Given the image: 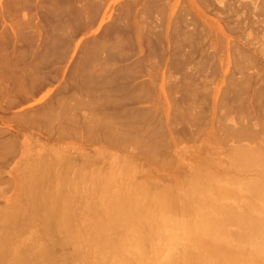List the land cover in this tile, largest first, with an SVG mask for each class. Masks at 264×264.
Instances as JSON below:
<instances>
[{
    "label": "rangeland",
    "instance_id": "1",
    "mask_svg": "<svg viewBox=\"0 0 264 264\" xmlns=\"http://www.w3.org/2000/svg\"><path fill=\"white\" fill-rule=\"evenodd\" d=\"M118 33L122 37L121 41L116 37ZM263 86L264 0H0V239H6V242L0 243V246L4 244L3 248L0 247L3 251L0 264H23L26 260L27 264H63L68 257L66 264H77L79 260L78 264L86 261L85 264H121L123 259H133L135 264H159L172 253L173 247L175 264H207L210 260L214 261L215 253L208 254L206 250L197 247L198 243L188 241L181 225L190 221L191 226H196L194 224L198 223L201 210L209 214V217L213 214L214 217H221L224 205L235 207L237 213L251 203L257 206V211L264 210V201L254 199L253 203L247 198L249 192L246 185L262 178L263 173L256 166H240L235 161L237 152H234L245 147L253 153L261 151V155H257L262 157L263 162ZM138 88H141L140 91ZM117 98L119 100H115ZM38 155L41 161L44 158H48V161L41 162ZM49 161L53 165L57 163L56 167L52 168ZM34 162L36 165L47 164L46 167L51 165V171H48L51 173L47 176L52 174L54 177L50 176L52 180L47 177L50 182L46 183L42 180L44 177H39L43 169L41 166L40 171L36 166L37 175L33 173L42 183L45 182L43 185L46 187L43 188L48 186L46 190H50L47 191L49 196H53L51 192L57 193L60 190L56 188L59 185L65 190L63 193H71L69 197V193L63 196L58 193L61 198L65 195L69 198V206L66 204L68 207L65 208L71 209L73 206L71 210L63 209V202L67 203L66 197L65 201H59L63 207L58 203L61 213L67 210L69 218L73 216V221L67 224L69 227L73 222V228L70 226L66 229L65 226L67 233L60 230L64 225L60 228L56 226L59 224L57 220L54 229L51 227L55 233L51 237L49 226L55 221L48 226L41 217L43 211L36 209L39 197L35 196L43 195L46 191L41 188L43 192L36 191L38 194H35L37 187L31 189L36 202L30 195L31 191H28L30 181L27 176L30 170L34 172L30 169ZM87 174L90 175L91 183H88ZM202 174H210L214 181L206 182L208 185L210 183L209 188L203 184L199 190H192L196 187L194 183L203 179ZM106 180L112 187L110 192H113L114 197L117 193V196H128L136 192L134 189L144 185L142 188L148 189V192L155 190L156 194H165L166 197L170 196L169 200L173 198L177 201L174 203L176 211L172 201L169 202L166 197L163 204V200L159 199L160 203L156 201L159 195L155 196V192L152 194L154 197L151 193L149 196L142 192L146 197L141 195L139 201L146 198L141 202L146 210L144 208L142 213L141 209L137 214L142 220L139 225L136 221L135 224L129 222L133 225H130L133 233L123 221L119 225L125 229V224L130 236L127 229L118 226L115 228L118 231L122 229L127 235L123 233L122 236L123 231L118 233L114 227L107 230L104 227L108 223L105 212L107 208L102 211L104 206L107 207L104 200L107 197L101 198L104 194H99ZM97 182H102L103 186L100 184L97 188ZM82 184H86L84 189ZM77 188L81 191L78 192ZM85 188L89 189L85 191L86 194L83 193ZM93 189H100V192ZM141 190L136 192L137 197ZM48 195L46 197L50 199ZM148 196L150 201H147ZM189 202L190 206L187 207L185 204ZM165 206L170 210L173 206L174 211ZM185 206L193 212L188 211L192 213L191 217L187 214L188 209H184ZM69 211L73 215L70 216ZM101 211L106 220L99 218ZM8 214L14 220L13 230L7 223L11 219L6 221ZM148 220H151L149 222L154 227L158 226L156 230L150 228L152 223L148 226ZM102 221L106 222L105 225ZM99 223L104 225V228L99 225L102 231L97 226ZM70 228L74 232L78 231V235L72 233ZM149 228L155 230L154 235L152 231L149 232ZM96 229H99L98 232ZM238 229L236 222L227 221L224 238L228 241L239 240L240 237L232 235ZM105 230L108 232L100 236ZM117 233L120 235L116 236ZM150 233L152 238L148 236ZM72 235L75 238L77 236L76 240L82 245L78 242V246L74 245V238H69ZM155 235L160 236L161 240H156ZM64 237L72 240L73 245ZM143 237L149 241L154 237L156 241H150L152 248L148 246L149 241L146 243L147 238ZM254 237L257 243L264 245V234ZM143 239L146 240L145 245H142ZM62 240L68 243L63 244ZM205 241L211 240L208 238ZM103 242L106 244H101ZM113 242H116V246ZM85 243L87 245L83 246ZM74 246L81 247L76 249ZM145 247H149V250ZM123 248L131 252L127 253ZM45 250L51 254H46ZM77 250L81 253H78L79 257L76 255L79 252ZM39 251L44 253L39 254ZM84 254L90 256L89 260L84 258ZM258 263L264 264L263 261Z\"/></svg>",
    "mask_w": 264,
    "mask_h": 264
},
{
    "label": "bare ground",
    "instance_id": "2",
    "mask_svg": "<svg viewBox=\"0 0 264 264\" xmlns=\"http://www.w3.org/2000/svg\"><path fill=\"white\" fill-rule=\"evenodd\" d=\"M252 22V21H251ZM252 24V23H251ZM237 27H239V26H237ZM240 29V28H239ZM129 30V29H128ZM241 30V29H240ZM121 32V31H120ZM129 32H130V30H129ZM136 33H138V32H136ZM143 33V32H142ZM120 33H118V35H119ZM127 34V33H126ZM135 34V33H134ZM118 35H116V37L118 38V39H120V41H121V39H122V37H121V35H119V37H121V38H119L118 37ZM150 35V34H149ZM129 36V35H128ZM151 37H152V35H151ZM130 38V37H129ZM139 38V37H138ZM145 38V37H144ZM133 39V38H132ZM150 39H152V38H150ZM117 40V39H116ZM119 41V40H118ZM120 41H119V43H120ZM125 41V40H124ZM127 41V40H126ZM137 41H138V39H137ZM117 42V41H116ZM140 42V41H139ZM118 43V44H119ZM147 43V42H146ZM148 45V44H147ZM153 45V44H152ZM158 49V48H157ZM162 49V48H161ZM151 50V49H150ZM148 51V50H147ZM153 51V50H152ZM159 51V50H158ZM241 51V50H240ZM151 54V53H150ZM243 54V53H242ZM181 55V54H180ZM156 56V55H155ZM163 56V55H162ZM246 58H247V56H246ZM244 59H245V57H244ZM177 61V60H176ZM248 61V60H247ZM148 62H149V59H148ZM151 62V61H150ZM186 62V61H185ZM247 63V62H246ZM140 64V63H139ZM149 64V63H148ZM152 64V63H151ZM243 64V63H242ZM142 65V64H141ZM178 65V64H177ZM151 66V65H150ZM237 66V65H236ZM243 66V65H242ZM238 67V66H237ZM240 69V68H239ZM248 69V68H247ZM137 70V69H136ZM147 70V69H146ZM145 70V71H146ZM241 70V69H240ZM139 72V71H138ZM240 72V71H239ZM242 72V71H241ZM120 73V72H119ZM134 73V72H133ZM233 74V73H232ZM122 75V74H121ZM129 75V74H128ZM134 75H135V73H134ZM243 75V74H242ZM246 75V74H245ZM125 77V76H124ZM128 77V76H127ZM134 77V76H133ZM231 78H232V75H231ZM116 79V78H115ZM128 79V78H127ZM234 79V78H233ZM238 84V83H237ZM240 84H242V83H240ZM239 84V85H240ZM248 84V83H247ZM134 85V84H133ZM133 85H132V87H133ZM151 86V85H150ZM131 87V88H132ZM264 87V86H263ZM88 88H89V86H88ZM92 88H94V86H92ZM92 88H91V90H92ZM128 88V87H127ZM137 88V87H136ZM238 88V87H237ZM109 89V88H108ZM139 89H141V88H138V90ZM235 89V88H234ZM238 89H240V87L238 88ZM90 90V91H91ZM137 90V89H136ZM95 91V90H94ZM140 91V90H139ZM232 91V90H231ZM237 91V90H236ZM240 91V90H239ZM261 92H263V91H261ZM139 93V92H138ZM237 95V94H236ZM240 95V94H239ZM257 95V94H256ZM109 96V95H108ZM138 96V95H137ZM245 96H246V94H245ZM249 96V95H248ZM247 96V97H248ZM263 96V95H262ZM257 97V96H256ZM258 97H259V95H258ZM110 98H114V97H110ZM136 98V97H135ZM109 100V99H108ZM112 100V99H111ZM111 100H109V101H111ZM115 100H119L118 98L117 99H115ZM130 100H131V98H130ZM108 101V102H109ZM124 101V100H123ZM246 101V100H245ZM256 101H257V99H256ZM113 102H115L114 100H113ZM258 102V101H257ZM260 102H262V101H260ZM105 104H106V102H104ZM110 103V102H109ZM248 103V102H247ZM118 104H119V102H118ZM241 104V103H240ZM259 106H262V105H260L259 103H257ZM107 105V104H106ZM253 105V104H252ZM264 105V104H263ZM109 106V105H108ZM114 106V105H113ZM255 106V105H254ZM257 106V105H256ZM251 107V106H250ZM264 107V106H263ZM262 108V107H261ZM258 109V108H257ZM258 110H261V109H258ZM244 111V110H243ZM245 112V111H244ZM249 112V111H248ZM264 112V111H263ZM262 112V113H263ZM259 114V113H258ZM264 120V119H263ZM264 123V122H263ZM108 124V123H107ZM221 124V123H220ZM106 127L108 126V125H105ZM246 126V125H245ZM247 129V128H246ZM109 130H110V128H109ZM112 130V129H111ZM247 131V130H246ZM112 132V131H111ZM242 132V131H241ZM113 136V135H112ZM116 136V135H115ZM238 137V136H237ZM114 138V137H113ZM128 139V138H127ZM132 139V138H131ZM125 141V140H124ZM132 141H134V139H132ZM136 142V141H135ZM141 143V142H140ZM136 144H137V142H136ZM149 145V144H148ZM144 146V145H143ZM245 146V145H244ZM243 145H242V147H244ZM239 147V146H238ZM241 147V146H240ZM234 148V147H233ZM232 148V149H233ZM235 148H237L236 146H235ZM246 148V147H245ZM245 148H242V149H238L237 151H234L235 153L237 152V156H235V161L237 162L238 161V163L240 164V166H248V168L249 167H255V168H258L262 173H263V177L262 178H259V179H257V180H252L250 183H248V184H246L247 185V191L249 192V196H247V198H250V200L252 201V200H254V199H256V200H259V201H264V158H263V162H261L262 161V157H260L259 155H261V151L260 152H256V153H253L252 151H250V150H247V149H245ZM147 149V148H146ZM248 149H249V147H248ZM255 149H257V148H255ZM260 149V148H259ZM152 150H153V148H152ZM151 150V151H152ZM235 150V149H234ZM143 151H144V149H143ZM147 151V150H146ZM150 151V150H149ZM263 153H264V151H262ZM55 153V152H54ZM146 153V152H145ZM148 153V152H147ZM257 153L259 154V155H257ZM149 154H151V153H149ZM263 155V154H262ZM39 156V155H38ZM57 157H58V154H57ZM60 157V156H59ZM32 158V157H31ZM42 159V158H41ZM41 159H40V156L38 157V160H40L41 161ZM47 160H45V158L43 159L44 161H48V158H46ZM49 159H51V156L49 157ZM31 160V159H30ZM37 160V161H38ZM42 160V161H43ZM53 160V159H52ZM41 161V162H42ZM51 161V160H50ZM49 161V163H51ZM56 161H57V159H56ZM36 162V161H35ZM34 162V163H35ZM39 163V162H38ZM46 163H48V162H46ZM55 163V162H54ZM57 163H55V165H56ZM34 166V168H32L33 166ZM32 165H30V166H32V167H30V169H32L34 172H32L31 170H30V172L33 174V173H37L38 174V170L40 171L41 170V168H43L42 169V173L40 172L38 175H39V177L40 178H45V176H46V178L49 176H47V174H50V173H48V171H51V169H50V166L53 168V166L54 167H56L55 165H53V163H51V165L47 168L46 167V165L47 164H44L43 165V163H42V165H40V163H39V165H36V163L35 164H32ZM236 165H237V163H236ZM39 168H37V167ZM40 166H41V168H40ZM44 166V167H43ZM242 166V167H243ZM47 168V170H46V168ZM44 168H45V170H44ZM214 168V167H213ZM35 169H38V170H35ZM49 169V170H48ZM198 169H200V168H198ZM57 170V169H56ZM206 170V169H205ZM216 170V169H215ZM26 171V170H25ZM37 171V172H36ZM53 171V170H52ZM203 171V170H202ZM209 171V170H208ZM247 171V170H246ZM245 171V172H246ZM30 172H28V175L30 176V175H32ZM54 172H55V170H54ZM57 172V171H56ZM58 172H60V171H58ZM63 172H64V170H63ZM199 172V171H198ZM237 172V171H236ZM259 172V171H258ZM30 173V174H29ZM210 173H211V171H210ZM257 173V172H256ZM35 174H33L31 177H29V176H27L29 179V181H30V183H29V181H28V185L27 186H29V188H28V191H29V193H30V191H31V193H33L32 192V190L31 189H33V188H36L37 187V189L39 188V190L42 188V189H44L46 192H43V190L41 189L40 191L39 190H37V189H35V194H38V193H36V191L37 192H39V193H42L43 192V195H45V196H43L42 194H39V195H36L35 196V198L38 196L39 198H37V202L35 201L36 199L35 198H33L34 196L33 195H35L34 193L33 194H31L30 193V195H31V197L33 198V200L36 202V205H37V207H36V209L38 210V211H40V210H42L43 211V215L41 216L43 219H44V221L46 222V224H48V226H49V224L51 225V223L52 222H54L51 226H49L50 227V229H51V227H52V229H54L53 228V225L56 223V221L58 220L59 221V224H56V226H58L59 228H60V226L61 225H64V226H61V229L60 230H63V231H65V233H67V231L65 230V226L67 227L68 225L67 224H69V222L72 220L73 221V216L72 217H70V218H72V219H70L69 218V216H68V213H67V210H71L72 208H73V206H71L72 208L71 209H67V208H65L67 205H68V203H69V198H67V196L65 195L64 196V198L62 197L61 198V195L63 196L64 195V193L66 194L67 193V191L66 192H62V191H65V190H63L62 188H61V186L59 185V187H56V188H58V189H60L59 191H61V192H59V191H57V193L55 192H51V193H53L52 195L53 196H51V198L50 199H48L47 197H46V195H48V193H47V191H50V190H46V189H48V186H47V188L45 189V188H43V183L45 184V182L47 183V182H50V180H52L51 179V177L50 176H52V177H54L52 174L49 176V178H50V180H48L49 178H43L42 180L44 181L45 180V182H41L40 181V178H38L37 176H34ZM36 174V175H37ZM40 174H42L43 176H41ZM44 174H46V175H44ZM56 174V173H55ZM60 174H62V173H60ZM59 174V175H60ZM78 174V173H77ZM197 174V173H196ZM195 174V175H196ZM200 174V173H199ZM203 174H205V173H203ZM202 174V175H203ZM239 174V173H238ZM79 175V174H78ZM81 175V174H80ZM83 175V174H82ZM88 176V178L90 177V175L89 174H87ZM201 175V176H202ZM214 175V174H213ZM216 175H218V174H216ZM248 175V174H247ZM256 175V174H255ZM255 175H253V176H255ZM71 176V175H70ZM85 176V175H84ZM95 176V175H94ZM94 176H92V178L94 177ZM205 176V177H204ZM215 176V175H214ZM218 176H220V174L218 175ZM233 176V175H232ZM86 177V176H85ZM200 177V176H199ZM251 177H252V174H251ZM256 177H261V176H256ZM26 178V177H25ZM59 178V177H58ZM87 178V179H88ZM104 178V177H103ZM102 178V179H103ZM202 178V177H201ZM222 178V177H221ZM221 178H219V179H221ZM68 179V178H67ZM83 179V178H82ZM96 179V178H95ZM100 179V178H99ZM105 179V178H104ZM107 179V178H106ZM197 179H199V178H196V180ZM233 179V178H232ZM231 179V180H232ZM22 180V179H21ZM54 180H55V178H54ZM53 180V182H55ZM69 180V179H68ZM79 180V179H78ZM89 180V182L88 183H91V180H90V178L88 179ZM98 180V179H97ZM108 181L110 180V179H107ZM106 180V183L108 182ZM210 180L212 181H214V179H211V176H210V174L209 175H203V179L202 180H197L196 181V183H194V184H196V187L194 188V189H192V190H199L202 186H203V184H205L206 185V187H207V185H208V183H206V182H210ZM229 180V182H231L230 181V179H228ZM42 183V186H40L41 185V183ZM56 181L58 182V180L56 179ZM62 180L60 179V182H61ZM67 181V180H66ZM65 181V182H66ZM84 181V180H83ZM101 181V180H100ZM104 181V180H103ZM194 181V180H193ZM25 183H27L26 182V179H25V181H24ZM39 184H38V183ZM52 182V183H53ZM65 182H63V183H65ZM80 182V181H79ZM82 182V181H81ZM94 182V181H93ZM98 182H99V180H98ZM95 183V185L96 184H98V187L97 188H99V185L102 183V182H100V183ZM113 182V181H112ZM205 182V183H204ZM236 182V181H235ZM235 182H234V184H235ZM62 183V182H61ZM60 183V184H61ZM68 183V182H67ZM67 183H65V184H67ZM83 183V182H82ZM106 183H103V184H105L106 185ZM115 182H113V184H114ZM129 183V182H128ZM233 183V182H232ZM38 184V185H37ZM54 184V183H53ZM79 184V183H78ZM93 184V183H92ZM103 184H101V186H103ZM193 184V185H194ZM231 184V183H230ZM47 185V184H46ZM57 185H58V183H57ZM69 185H72V184H69ZM77 185V184H76ZM95 185L93 186V185H91L90 184V186L92 187H95ZM104 185V186H105ZM107 185H108V183H107ZM107 185L104 187H102V189H103V191H107V192H109L110 194V196L109 195H107L108 193L107 192H103L102 191V189H101V193H99L100 192V189L98 190V191H95L94 189V191L95 192H97V193H99V194H104L105 195V193H106V196H104V195H102L101 196V198H104V197H107V198H104V200L106 201V204H107V207L106 206H104L105 208H104V210H102L103 212L105 211V209L107 208V210L105 211L106 212V219H107V221L106 222H108L107 224L109 225V226H106L105 225V223H104V221H102V223H104V227H106L105 229H107L108 230V228L110 227H116V226H118L119 228L121 227L122 228V226H120V225H122L123 223H127V226L130 228L129 230L131 231L132 229H133V227H131V226H133V225H131V224H129V222H132V223H134L135 221H136V223L138 222V224L137 225H139V222H142V220H140V218L138 217V215H139V213H140V210L142 211V213H143V209L145 208L144 206L145 205H141V202L143 201H145L146 200V198H144L143 200L141 199V202L139 201L140 200V198H141V195L143 196V194L144 193H146L147 195L149 194V193H151V195L152 194H154V192H155V190L153 191V192H151V191H149L148 192V189L147 190H145V188H142V187H144V185L142 186V187H139V189H134V190H136V192H138V190H140V189H144V191H142L141 190V192L139 193V195L140 196H138L137 197V193L136 192H134V190H133V188H132V191L134 192V193H136V195L134 194V193H131V194H129V193H127V194H129V195H131V196H125L124 194H123V196L121 195V196H117V195H119L118 193L117 194H115V197H114V194H113V192L111 193L110 192V185H108L109 187H107ZM111 185H112V183H111ZM209 185H210V183H209ZM209 185H208V188H209ZM26 186V185H25ZM26 186V187H27ZM53 186H55V185H53ZM85 187H86V184L84 185ZM84 186H83V184H82V187H83V189H84ZM97 186V185H96ZM137 186V185H136ZM136 186H135V188H136ZM139 186H141L140 184H139ZM150 186V185H149ZM148 186V187H149ZM186 186V185H185ZM192 186V185H191ZM44 187H46V186H44ZM62 187H66V186H62ZM76 187V186H75ZM80 187H81V185H80ZM80 187H78V188H80ZM127 187H129V185H127ZM130 187H131V185H130ZM187 187V186H186ZM55 187H54V191H56L55 189H56ZM67 188V187H66ZM72 188V187H71ZM78 188H77V190H78ZM109 188V190H107ZM112 188V187H111ZM123 188V187H122ZM138 188V187H137ZM152 188V187H151ZM188 188V187H187ZM204 188V187H203ZM207 188V189H208ZM25 189V188H24ZM52 189V188H51ZM57 189V190H58ZM92 189V188H91ZM150 189V188H149ZM157 189V188H156ZM190 189V188H189ZM243 189H245V188H243ZM27 190V189H26ZM34 190V189H33ZM68 190V189H67ZM74 191H75V188L73 189ZM72 190V191H73ZM80 190V189H79ZM79 190H78V192H79ZM89 190V189H88ZM88 190H86V188H85V190H84V194H86V192L88 191ZM123 190V192L125 191V189H122ZM150 190H152V189H150ZM202 190H204V189H202ZM42 191V192H41ZM70 191V190H69ZM71 191V192H72ZM74 191H73V193H74ZM81 191V190H80ZM86 191V192H85ZM114 191V190H113ZM127 191H131V189L129 190V189H127ZM131 191V192H132ZM148 193H147V192ZM161 191V190H160ZM26 192V191H25ZM81 192V193H82ZM91 192H92V190H91ZM90 192V193H91ZM122 192V191H121ZM120 191H119V193H121ZM142 192H144V193H142ZM167 192V191H166ZM174 192V191H173ZM187 192V191H186ZM188 192H189V190H188ZM191 192V191H190ZM199 192V191H198ZM27 193V192H26ZM50 192H49V194H51ZM58 193H62L61 195L60 194H58ZM69 193V192H68ZM67 193V194H68ZM72 193V194H73ZM90 193H89V196H90ZM93 193V192H92ZM96 193V194H97ZM115 193V192H114ZM124 193H126V191L124 192ZM157 192H155V194H156ZM194 193H196V192H194ZM55 194H57L56 196H54ZM71 193H69L68 194V197H69V195H70ZM78 194H80V193H78ZM126 194V195H127ZM28 195V194H27ZM29 195V196H30ZM43 196V197H41V196ZM60 195V197H58V198H53V197H57V196H59ZM80 195H82V194H80ZM79 195V196H80ZM94 195V194H93ZM112 195H113V197H112ZM135 195V196H134ZM150 194H149V196H151ZM157 195H159V197H157V199H156V197L154 198V199H156V201L157 200H163L164 202H163V204L165 203V199L167 198L168 200H169V198H170V196L169 195H167V196H169V197H166L165 196V194L163 195V194H156L155 196H157ZM163 195V196H162ZM49 196V195H48ZM49 196V197H50ZM71 196V195H70ZM75 196H76V194H75ZM84 196V195H83ZM82 196V198L84 199L85 197H83ZM149 196L147 197L148 199H149ZM163 197V198H161V197ZM31 197H29V198H31ZM46 197V198H45ZM65 197H66V199H67V203H65L66 201H65ZM72 197H74V194H73V196ZM93 197V196H92ZM94 197H96V196H94ZM143 197H146L145 196V194H144V196ZM152 197H154V195H152ZM151 197V199H153ZM164 197H166L165 199H164ZM173 196H171V198H172ZM190 197V196H189ZM239 197V196H238ZM31 198V199H32ZM42 198V199H41ZM100 198V199H101ZM195 198H197V197H195ZM195 198H193V200L195 199ZM206 198V197H205ZM31 199H29V200H31ZM38 199H39V201H38ZM48 199V200H47ZM63 199V201H65V202H63L64 204H65V206L63 207L62 206V204L63 203H60L61 202V200ZM76 199H77V197H76ZM95 199V198H94ZM153 199V200H154ZM190 199V198H189ZM188 199V200H189ZM41 200V201H40ZM43 200V201H42ZM71 200V199H70ZM73 200V199H72ZM77 200H79V197H78V199ZM99 199H98V197H97V201H98ZM102 200V199H101ZM152 200V201H153ZM160 200H159V203H160ZM168 200H167V202H168ZM171 200V199H170ZM169 200V202H171L172 201V204H173V208H175V206H176V204H174V203H177V201H174L173 200V198H172V200L170 201ZM176 200V199H175ZM191 200V199H190ZM32 201V200H31ZM60 201V202H59ZM76 201V200H75ZM84 201H86L85 199H84ZM89 201V200H88ZM87 201V202H88ZM91 201V200H90ZM89 201V202H90ZM147 201H150V199L149 200H147ZM174 201V202H173ZM195 201H196V199H195ZM99 202V201H98ZM205 202H207V201H205ZM253 202V201H252ZM58 203H60L61 204V206L63 207V209H67L66 210V213H65V210H62V213L59 211L60 210V208H59V206L60 205H58ZM83 203V202H82ZM102 203V202H101ZM147 203V202H146ZM162 203V202H161ZM203 203H204V201H203ZM254 203V202H253ZM32 204H33V202H32ZM40 204V205H39ZM67 204V205H66ZM72 205H73V203H71ZM74 204H76V203H74ZM90 204V203H89ZM95 204V203H94ZM105 203H103V205H104ZM105 204V205H106ZM142 204H144V203H142ZM162 204V205H163ZM171 204V205H172ZM190 202L189 203H187V204H185V205H187V207H189L190 205ZM206 204V203H205ZM85 205V204H84ZM97 205H98V203H97ZM169 205V204H168ZM170 205V206H171ZM69 206V205H68ZM67 206V207H68ZM80 206H81V204H80ZM86 206V205H85ZM93 206H95V205H93ZM146 206H148V204L146 205ZM164 206V205H163ZM35 206H33V208H34ZM61 207V208H62ZM98 206H96V208H97ZM143 207V208H142ZM172 207H171V210L169 209V207L167 206H165V208H168V210H170V211H172L173 209H172ZM177 207V206H176ZM30 208V207H29ZM74 208H75V206H74ZM87 208V207H86ZM91 208H93L92 206H91ZM95 208V209H96ZM99 208V207H98ZM151 208V207H150ZM242 208H244V206L242 207ZM257 206L255 205V204H248L245 208H244V210L242 211V212H240V213H237V211H236V208L234 207L233 208V206H223V209H222V212H221V217H214V214L213 215H211L210 217H209V214H207V213H203L202 212V210H201V214H200V219H199V221H198V223L196 222L194 225H196V226H191V222L189 221V222H186L185 224H182L181 225V230L183 231V232H185L186 233V236H188V241H190V242H192V241H194V242H196V243H198V245H197V247L199 246V248L200 249H202V250H206L207 252H208V254H214L215 253V256H216V259L214 260V261H209V263L210 264H256V262H258V261H263L264 262V245H262V244H259V243H257L256 242V238L254 237V236H257V235H259V234H264V210H262V211H257ZM35 209V210H36ZM103 209V208H102ZM184 209H188V208H186V206H185V208ZM75 210H76V208H75ZM84 210V209H83ZM144 210H146V208L144 209ZM175 211H176V208L174 209ZM173 210V211H174ZM41 211V212H42ZM64 211V212H63ZM91 211V210H90ZM98 212L100 215H99V218H103L102 217V215H103V212ZM169 211V212H170ZM187 211V214L189 215L190 214V216L189 217H191V214L193 213L192 211H191V209H188V210H186ZM188 211H191L192 213H188ZM221 211V210H220ZM15 212V211H14ZM14 212H13V214H14ZM19 212V211H18ZM35 212V211H34ZM41 212H39L40 214H41ZM72 212V211H71ZM76 213H77V210L75 211ZM135 214H134V213ZM144 212H146V211H144ZM148 212V211H147ZM151 212V211H150ZM153 212V211H152ZM168 212V211H167ZM4 213V212H3ZM9 213V212H8ZM23 213V212H22ZM75 213V214H76ZM155 213H157V212H155ZM155 213L153 214V215H155ZM10 215H11V213H9ZM8 214V216H9V218H8V216H7V219H6V221L8 220V219H11L9 222H7L8 224H9V226L8 227H12L13 225H14V220H12V217H10V215ZM17 214V213H16ZM19 214V213H18ZM21 214V213H20ZM69 214H70V216L71 215H73L72 213H70V211H69ZM85 214V213H84ZM86 214H87V212H86ZM93 214H97V212L96 213H94L93 212ZM105 214V213H104ZM138 214V215H137ZM147 214H149V213H147ZM162 214V213H161ZM171 214H172V212H171ZM15 215V214H14ZM13 215V216H14ZM23 215V214H22ZM37 215H38V212H37ZM77 215V214H76ZM75 215V216H76ZM88 215V214H87ZM134 215H136V217L134 216ZM142 215V214H141ZM158 215V214H157ZM179 215V214H178ZM194 215V214H193ZM1 216H4V214L2 215V213H1ZM26 216V215H25ZM28 216V215H27ZM34 216H35V214H34ZM80 216V215H79ZM90 216H93V215H90ZM145 216V215H144ZM143 216V217H144ZM159 216V215H158ZM161 216H163V215H161ZM15 217V216H14ZM24 217V216H23ZM38 217V216H37ZM40 217V218H41ZM78 217V216H77ZM76 217V218H77ZM83 217H84V215H83ZM86 217V216H85ZM135 217V218H134ZM6 218V217H5ZM4 218V219H5ZM20 217H18V219H19ZM41 218V219H42ZM75 218V219H76ZM93 218H96L95 216L93 217ZM145 218V217H144ZM150 219V217H147V219ZM152 218V217H151ZM154 218V217H153ZM158 218V217H157ZM74 219V220H75ZM84 219V218H83ZM96 219H98V218H96ZM103 219H105V218H103ZM103 219H101V220H103ZM105 219V220H106ZM133 219H136V220H134L133 221ZM146 219V220H147ZM160 219V218H159ZM2 220H3V218H2ZM40 220V219H39ZM81 220H82V218H81ZM86 220H87V218H86ZM91 220V219H90ZM101 220H100V222H101ZM144 220V219H143ZM153 220V219H152ZM155 220H157L156 218H155ZM161 220V219H160ZM230 220H233L234 222H236V224L238 225V227H239V229H238V231L237 232H235V233H233L232 235L233 236H236V237H240L239 238V240H227V239H225L224 238V233H225V226H226V222L227 221H230ZM19 221H21V220H19ZM44 221H43V225L45 226L44 228H45V230H47L46 229V227H47V225L46 224H44ZM85 221V220H84ZM121 221H123V223L121 222ZM149 221H151V220H148V222ZM154 221V220H153ZM11 222H13V223H11ZM16 222V221H15ZM18 222V221H17ZM75 222H76V220H75ZM78 222H79V219H78ZM83 222V221H82ZM92 222V221H91ZM99 222V221H98ZM97 222V223H98ZM144 223L146 222L147 223V221H143ZM5 223V222H4ZM3 223V225H6V224H4ZM40 223H42V222H40ZM71 223H73V222H71ZM71 223H70V225H69V227L71 226ZM77 223V222H76ZM76 223H75V225H76ZM87 223V222H86ZM102 223H99V224H97V226L98 227H100L99 225H101ZM121 223V224H120ZM152 222H149L148 224V226L150 227V224H151ZM155 223L156 224H158L156 221H155ZM7 224V225H8ZM11 224V225H10ZM13 224V225H12ZM15 224H17V223H15ZM89 224V223H88ZM120 224V225H119ZM125 224H124V227H125V229L124 228H122L123 230H126V231H128V227L126 228V226H125ZM135 224V223H134ZM141 224H143V223H141ZM140 224V225H141ZM153 224V223H152ZM198 224V225H197ZM82 225V224H81ZM91 224H89V226H90ZM94 225V224H93ZM95 225H96V223H95ZM131 225V226H130ZM147 224H145V226H146ZM15 226V225H14ZM42 226V225H41ZM56 226H54L55 227V229H59L58 227H56ZM85 226H87V225H85ZM102 226V225H101ZM102 226V227H103ZM142 226V225H141ZM145 226L143 225V228L145 229ZM8 227H6V228H8ZM17 227V226H16ZM43 227V226H42ZM62 227H64V228H62ZM69 227H67L66 229H68ZM72 227V226H71ZM78 227V226H77ZM91 227H92V225H91ZM102 227H100L99 229H101L100 231H102V229L104 228H102ZM147 227V226H146ZM152 227H154V224L153 225H151V227L150 228H152ZM158 227V226H157ZM156 225H155V230H156ZM15 228V227H14ZM73 228V227H72ZM72 228H70V229H72ZM83 228V227H82ZM85 228V227H84ZM90 228V227H89ZM94 228V227H93ZM96 228V227H95ZM137 228V227H136ZM141 228V227H140ZM142 228V229H143ZM150 228H149V230H150ZM3 229H4V227H3ZM11 229V228H10ZM9 228H8V230H10ZM52 229L50 230L51 231V235H50V231H49V229H48V232L47 233H49V235L52 237L53 235L52 234H55V233H53L52 232ZM69 229V230H70ZM99 229H96L97 230V232H98V230ZM117 228H115L114 230H116ZM122 229H119V231H118V229H117V231H118V233H120V231L122 230ZM143 229V230H144ZM148 229V228H147ZM11 230H13V227H12V229ZM15 230V229H14ZM41 230V229H40ZM68 230V231H69ZM74 229H72L71 230V232L72 233H75V235H78L77 233H78V231H73ZM76 230H78V229H76ZM81 230V229H80ZM86 230V229H85ZM84 230V231H85ZM94 230V229H93ZM110 230V229H109ZM122 230V231H123ZM137 230H138V228L136 229V233H137ZM143 230H141V231H143ZM155 230L153 229V231L152 230H150L149 232H151L152 231V234L154 235V233H155ZM3 231H5V230H3ZM53 231H55V230H53ZM57 231V230H56ZM55 231V232H56ZM87 231H89V230H87ZM117 231H115V233L117 232ZM121 231V232H122ZM140 230L138 231V232H141ZM148 231V230H147ZM37 232V231H36ZM36 232H34V233H36ZM42 232V231H41ZM59 232V231H58ZM70 232V231H69ZM70 232V233H71ZM77 232V233H76ZM95 232V231H94ZM104 232H108V231H103V232H101V235L100 236H102V234L104 233ZM129 232V231H128ZM127 232V234H128V236H130L129 234H130V232L128 233ZM144 233L146 232V231H143ZM154 232V233H153ZM159 232V231H158ZM157 232V233H158ZM0 233H2V232H0ZM40 233V232H39ZM39 233H38V235H39ZM60 233H61V231H60ZM87 233V232H86ZM93 233V232H92ZM116 234V236H118V235H120V234ZM123 233H125V231H123L122 233H121V235L123 236ZM131 233H133L132 231H131ZM147 234H148V232H146ZM4 234V233H3ZM14 234V233H13ZM43 234V233H42ZM111 234H114V233H111ZM110 234V235H111ZM126 233H125V235H127ZM2 235V234H1ZM37 235V234H36ZM62 235V234H61ZM66 235V234H65ZM84 235V234H83ZM82 235V236H83ZM86 235V234H85ZM89 236L91 235V233L90 234H88ZM108 235V234H107ZM110 235H109V237H110ZM137 235H138V233H137ZM150 235H151V233L148 235L149 237H150ZM160 235V234H159ZM42 236V235H41ZM63 236H64V234H63ZM68 235H66V237H67ZM82 236L80 237V241H82L81 239H82ZM104 236V235H103ZM115 236V235H114ZM143 236V235H142ZM157 235H155L154 237H156ZM161 237H162V235H160ZM160 236H158V237H160ZM2 237V236H1ZM5 237V236H4ZM39 237V236H38ZM56 237V236H55ZM54 237V238H55ZM60 237H62V236H60ZM66 237H64L63 239L64 240H68V241H70L71 243H72V240H70V239H73V240H75L76 241V243L74 244V245H77L78 246V243L80 244V245H82L80 242H78L77 240H78V238H77V236H76V238H77V240H76V238H75V236L73 237V235H72V238L71 237H69L70 239H68V238H66ZM84 237V236H83ZM92 238H93V234H92V236H91ZM113 237V236H112ZM154 237H153V240L152 239H150V241H156L157 239L159 240H161V237L160 238H158V237H156V240L154 239ZM164 237V236H163ZM6 238V237H5ZM41 238H43V237H41ZM47 238H48V235H47ZM46 238V239H47ZM89 238V237H88ZM94 238H95V236H94ZM106 237H104V239H105ZM114 238V237H113ZM123 238V237H122ZM121 238V239H122ZM143 238H147V237H143ZM150 238H152V237H150ZM209 238V240H211V241H205L206 239H208ZM39 239V238H38ZM45 239V238H44ZM62 239V238H61ZM86 239V238H85ZM98 239V238H97ZM110 239H112V238H110ZM109 239V240H110ZM116 239V238H115ZM114 239V240H115ZM128 239V238H127ZM6 240V239H5ZM5 240H1L0 239V243H2V241H5ZM42 240V239H41ZM48 240H49V238H48ZM60 240V239H59ZM91 240V239H90ZM144 240V239H143ZM34 241H35V239H34ZM61 241V240H60ZM75 241H73V242H75ZM102 241V240H101ZM128 241V240H127ZM145 241L146 240H144V242H143V244L142 245H145L144 243H145ZM149 241V239L147 238V241H146V243ZM149 241V242H150ZM6 242V241H5ZM4 242V243H5ZM33 242V241H32ZM49 242H50V240H49ZM58 242V241H57ZM62 242H63V244H65V243H68L67 241H63L62 240ZM65 242V243H64ZM78 242V243H77ZM104 242H106V241H104ZM104 242L103 243H101V244H103V245H105L104 244ZM117 242V241H116ZM116 242H113V244L115 243V246H116ZM120 242V241H119ZM135 242V241H134ZM54 243V242H53ZM71 243H69L68 245H70ZM96 243V242H95ZM127 243V242H126ZM125 243V244H126ZM179 242H177L176 244H178ZM7 244V243H6ZM55 244H57V243H55ZM62 244V245H63ZM92 244H94V241L92 242ZM100 244V243H99ZM128 244V243H127ZM126 244V245H127ZM137 244V243H136ZM135 244V245H136ZM140 244V245H141ZM148 244V243H147ZM175 244V245H176ZM4 245V244H3ZM3 245L2 246H0V247H2L3 248ZM10 244H8V246H9ZM67 245V246H68ZM72 245H73V243H72ZM85 245H87L86 243L83 245V246H85ZM123 245V244H122ZM125 245V246H126ZM133 244H131V246H132ZM149 245H151V242H150V244H148V246ZM174 245V246H175ZM8 246H6V247H8ZM42 246V245H41ZM50 246V245H49ZM65 246V245H64ZM71 246V245H70ZM82 246V247H83ZM95 246V245H94ZM114 246V247H115ZM63 247V246H62ZM66 247V246H65ZM76 249H78V248H80V247H76V246H74ZM101 247V246H100ZM114 247H112V249L114 248ZM139 247V249H142V247H140V246H138ZM2 248H0V255H1V249ZM74 248V249H75ZM89 248H91V247H89ZM97 248V247H96ZM116 248V247H115ZM145 248H147V247H145ZM144 248V249H145ZM150 248H152V245L150 246ZM83 249V248H82ZM101 249V248H100ZM108 249V248H107ZM124 249V248H123ZM4 250V249H3ZM7 250V249H6ZM9 250H11V248L9 247ZM14 250V249H13ZM39 250V249H38ZM43 250V249H42ZM52 250L53 249H51L50 251H51V253H52ZM84 250V249H83ZM99 250V249H98ZM124 250H126L127 251V253H129V252H131V250H127V249H124ZM124 250H122V252L124 251ZM147 250H149V247L147 248ZM172 250V253H170L169 254V256H167L166 257V259L164 260V262H161V263H159V264H175L174 263V255H175V253H173V251H174V247L171 249ZM180 250V249H179ZM16 250H14V252H15ZM49 251V250H48ZM48 251H47V253H46V250H45V253L46 254H51V253H48ZM73 251V250H72ZM75 251V250H74ZM77 251H79V252H76V255H78V253H80V250H77ZM89 251V250H88ZM96 251V250H95ZM108 251V250H107ZM129 251V252H128ZM140 251V250H139ZM151 251H153V249H151ZM198 251H199V249H198ZM3 252V251H2ZM7 252V251H6ZM5 252V253H6ZM20 252V251H19ZM22 252V251H21ZM71 252V251H70ZM69 252V253H70ZM156 252V251H155ZM4 253V254H5ZM9 253H10V251H9ZM12 253V252H11ZM10 253V254H11ZM40 253H44V252H40L39 251V254ZM68 253V254H69ZM88 253V252H87ZM86 253V254H87ZM97 253V252H96ZM95 253V254H96ZM104 253V252H103ZM140 253V252H139ZM8 254V253H7ZM16 254V253H15ZM19 254V253H18ZM74 254H75V252H74ZM73 253L71 254V255H74ZM81 254V253H80ZM98 254V253H97ZM100 254V253H99ZM138 254V253H137ZM17 255V254H16ZM20 255V254H19ZM19 255H17V256H19ZM48 255V256H49ZM65 255V254H64ZM67 255V254H66ZM70 255V254H69ZM70 255V256H71ZM90 255V254H89ZM94 255V254H93ZM134 255V254H133ZM135 255H136V253H135ZM152 255H154V254H152ZM199 255H201L200 254V252H199ZM255 255V256H254ZM2 256V255H1ZM15 256V255H14ZM13 256V257H14ZM20 256H22L23 257V255L21 254ZM19 256V257H20ZM82 256V255H81ZM80 256V257H81ZM84 256H85V254H84ZM83 256V257H84ZM95 256V255H94ZM93 256V258H95ZM99 256V255H98ZM97 256V257H98ZM104 256V255H103ZM117 256V255H116ZM149 256V255H148ZM3 257V256H2ZM12 257V258H13ZM41 257H42V255H41ZM45 257H47V255L45 256ZM65 257V256H64ZM74 257V256H73ZM78 257H79V255H78ZM82 257V258H83ZM88 257H90V256H88ZM87 256H85L84 258L86 259H88L89 260V258H88ZM138 257V256H137ZM256 257V258H255ZM44 258V257H43ZM50 258V257H49ZM52 258V257H51ZM69 258V257H68ZM67 258V259H68ZM84 258H83V260H84ZM92 258V257H91ZM99 258V257H98ZM135 258H136V256H135ZM145 258H146V256H145ZM145 258H143V259H145ZM234 258V259H233ZM0 259H1V257H0ZM41 259V258H40ZM45 259V258H44ZM43 259V260H44ZM52 259H54V257L52 258ZM55 259H57V258H55ZM64 259V258H63ZM67 259H65V261L67 260ZM70 259H72V258H70ZM86 259V260H87ZM97 259V258H96ZM110 259H111V256H110ZM136 259H138V258H136ZM3 260V259H2ZM5 260V259H4ZM42 260V261H43ZM62 260V259H61ZM94 260V259H93ZM98 260V259H97ZM102 260V259H101ZM105 260V259H104ZM108 260V259H107ZM146 261L148 260V259H145ZM258 260V261H257ZM25 261V260H24ZM29 261V260H28ZM40 261V260H39ZM55 261L56 260H54V262L53 263H55ZM65 261H64V263L63 264H66L65 263ZM80 261V260H79ZM79 261L77 262V264L79 263ZM110 260H108V262H109ZM116 261V260H115ZM133 261V262H132ZM140 261V260H139ZM9 262V261H8ZM27 262V260L24 262L25 264H27L26 263ZM30 262H32V261H30ZM56 262H58V259H57V261ZM60 262V261H59ZM62 262H63V260H62ZM71 262V261H70ZM75 262H76V260H75ZM81 262H83V261H81ZM80 262V263H81ZM87 262V261H86ZM85 262V263H86ZM89 262V261H88ZM105 262V261H104ZM112 262H114V261H112ZM10 263V262H9ZM15 264H16V262H14ZM19 263H20V261H19ZM22 263V262H21ZM20 263V264H21ZM23 263V264H24ZM47 263H49V262H47ZM51 263V262H50ZM67 263H68V261H67ZM84 263V264H85ZM94 263V262H93ZM96 263V262H95ZM97 263H98V261H97ZM100 263H102L103 264V262H100ZM135 264L134 263V260L133 259H129V260H127V259H123L122 260V262H121V264ZM144 263V262H143ZM209 263H207V264H209ZM12 264V263H11ZM30 264V263H29ZM33 264H34V262H33ZM37 264V263H36ZM60 264V263H59ZM70 264V263H69ZM76 264V263H75ZM88 264H91V263H88ZM110 264H111V262H110ZM113 264V263H112ZM116 264V263H115ZM181 264V263H180ZM259 264V263H258Z\"/></svg>",
    "mask_w": 264,
    "mask_h": 264
}]
</instances>
